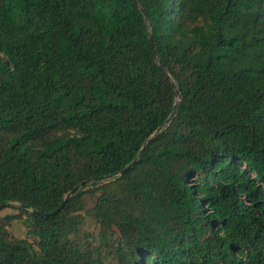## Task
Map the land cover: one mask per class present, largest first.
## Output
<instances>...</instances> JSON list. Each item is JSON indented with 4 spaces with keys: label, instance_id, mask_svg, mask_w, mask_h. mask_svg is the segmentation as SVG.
I'll return each instance as SVG.
<instances>
[{
    "label": "trees",
    "instance_id": "trees-1",
    "mask_svg": "<svg viewBox=\"0 0 264 264\" xmlns=\"http://www.w3.org/2000/svg\"><path fill=\"white\" fill-rule=\"evenodd\" d=\"M137 1L0 0V264H264V0Z\"/></svg>",
    "mask_w": 264,
    "mask_h": 264
},
{
    "label": "water",
    "instance_id": "water-1",
    "mask_svg": "<svg viewBox=\"0 0 264 264\" xmlns=\"http://www.w3.org/2000/svg\"><path fill=\"white\" fill-rule=\"evenodd\" d=\"M135 3H137V4H139V2L137 1V0H133ZM141 9H142V11H143V13H144V15H145V17H146V19L148 20V15H147V13H146V11L144 10V8H142L141 7ZM151 43H152V47H153V50H154V53H155V56L158 58V60H159V63H160V66H161V68L169 75V77L172 79V76H171V74L169 73V71H168V69H167V67H166V65L164 64V62L162 61V59H160L159 57H158V53H157V51H156V48H155V46H154V41H153V39H152V37H151ZM172 81H173V84H174V86H175V88H176V95H177V98H178V100L179 99H181V97H182V95H181V91H180V89L177 87V85H176V83L174 82V80L172 79ZM175 109H176V107L174 108V111L173 112H175ZM170 119H171V117L167 120V122L158 130V132L161 130V129H163L164 127H165V125L167 124V123H169V121H170ZM155 135H156V133L155 134H153L149 139H148V141L149 140H151L152 138H154L155 137ZM147 141V142H148ZM147 142L145 143V144H147ZM144 148H145V146L143 147V149L140 151V153H139V155H138V157L141 155V153L143 152V150H144ZM138 157L137 158H135L131 163H129L128 165H126L118 174H111V175H107V176H105L104 178H106V179H113V178H115V177H117V176H121V175H123V174H125L134 164H136L137 163V161H138ZM94 180L95 179H97V178H93ZM91 180V179H90ZM84 183H80L79 185H77L76 187H74L67 195H66V197H65V199H64V201L60 204V206L57 208V209H55L54 211H51V212H44V211H39V210H33L32 209V211L34 212V213H37V214H40V215H42V216H53V215H56L57 213H59L62 209H64V207L66 206V204H67V202H68V200H69V198L72 196V194L73 193H75L82 185H83ZM6 207V205L5 204H0V210L1 209H3V208H5Z\"/></svg>",
    "mask_w": 264,
    "mask_h": 264
},
{
    "label": "rangeland",
    "instance_id": "rangeland-1",
    "mask_svg": "<svg viewBox=\"0 0 264 264\" xmlns=\"http://www.w3.org/2000/svg\"><path fill=\"white\" fill-rule=\"evenodd\" d=\"M92 202L89 203L88 205V209L90 207H92ZM19 212L18 210V206L16 203H13V205L10 206H6L5 208L0 210V215H4L6 213H17ZM87 219H88V226L93 229V230H97V224L95 223V221L93 220V218L87 214ZM10 232H12L13 234H15L17 237L19 238H24L26 237V227L25 225H23L20 222H15L10 228H9Z\"/></svg>",
    "mask_w": 264,
    "mask_h": 264
}]
</instances>
